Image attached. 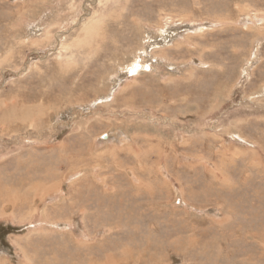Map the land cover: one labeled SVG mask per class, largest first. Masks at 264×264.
<instances>
[{
    "label": "rangeland",
    "instance_id": "rangeland-1",
    "mask_svg": "<svg viewBox=\"0 0 264 264\" xmlns=\"http://www.w3.org/2000/svg\"><path fill=\"white\" fill-rule=\"evenodd\" d=\"M116 261L264 264V0H0V264Z\"/></svg>",
    "mask_w": 264,
    "mask_h": 264
},
{
    "label": "bare ground",
    "instance_id": "bare-ground-1",
    "mask_svg": "<svg viewBox=\"0 0 264 264\" xmlns=\"http://www.w3.org/2000/svg\"><path fill=\"white\" fill-rule=\"evenodd\" d=\"M136 63V64H135ZM132 64H135V66L134 67H130V69H131V72L132 73H135L137 70H141L142 68V65H141V61H138V60H136V61H134ZM132 66V65H131ZM148 68V67H147ZM138 72V71H137ZM104 137V136H103ZM186 258H189V257H197V256H193V255H184ZM202 257H204V255H202L201 256V258ZM194 262H195V260H194ZM109 264H118V262L116 261V262H113V263H109Z\"/></svg>",
    "mask_w": 264,
    "mask_h": 264
}]
</instances>
